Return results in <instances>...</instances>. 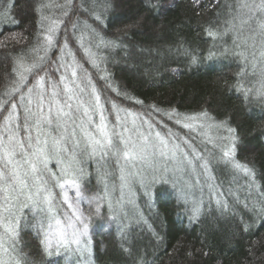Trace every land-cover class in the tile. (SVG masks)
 <instances>
[{"label": "trees", "instance_id": "trees-1", "mask_svg": "<svg viewBox=\"0 0 264 264\" xmlns=\"http://www.w3.org/2000/svg\"><path fill=\"white\" fill-rule=\"evenodd\" d=\"M41 4L47 5L42 13L36 10ZM238 4L239 0H0V93L16 79L12 72L16 58L23 52L31 61V50L42 40L48 22L41 21V14L62 19L57 49L46 58L50 65L46 80L58 83L63 72L56 71L62 54L58 49H63L65 62L71 61L70 51L103 98L128 111L129 127L135 120L147 132L150 122L153 133L175 137L190 157L199 153L209 166L204 172L202 161H194L197 168L186 198L180 184L173 187L170 175L165 178L168 182L149 183L151 170L138 167L145 182L134 181L130 190L125 188L120 207L115 203L121 195L115 158L80 156L86 173L80 180L84 195L103 197L105 182L111 192L112 209L107 200H100L104 219L98 221L105 231L84 252L72 245L49 257L33 227L40 214L26 208L21 213L17 252L27 264H264V97L256 95L264 73L260 57L264 38L257 35L255 47L248 41L247 61L236 55L245 49L233 42L234 31L248 36L264 16L253 15L241 27L240 20L248 18L245 14L234 21L236 29L224 35ZM209 30L217 35L209 36ZM86 49L95 54L99 68L92 66ZM245 89H251L247 96ZM105 107L108 120L115 123V111L110 104ZM119 114L125 116L124 111ZM232 135L235 152L223 158L222 150L230 142L225 137ZM48 167L59 174L55 158ZM53 190L62 218L66 206L60 190ZM194 201L200 206L195 218Z\"/></svg>", "mask_w": 264, "mask_h": 264}, {"label": "snow or ice", "instance_id": "snow-or-ice-1", "mask_svg": "<svg viewBox=\"0 0 264 264\" xmlns=\"http://www.w3.org/2000/svg\"><path fill=\"white\" fill-rule=\"evenodd\" d=\"M45 7L47 5L41 4L36 10L42 13ZM245 9L246 13L243 12ZM245 14L248 18L240 20L241 27L248 24L253 15L264 16V0H260L258 4L255 0L252 3L239 0L236 15L226 22L224 35L233 32L236 29L234 21ZM63 15L67 16L68 12H63ZM40 19L42 22L47 21L48 26L42 32V40L38 46L31 50L34 54L31 61L29 54L20 53L12 68L16 79L10 88L0 93V264H27L17 252L21 213L26 208L40 214L33 227L41 238L45 255H58L61 249H68L72 245H76L81 252L89 249L90 239L88 243H84V239L89 236L90 215L85 214L81 202L89 205L96 203V214H99L101 199L107 200L110 209L113 208V202L107 182L103 197L84 195L80 180L86 173L80 166V156L99 157L100 161L108 156L115 158L121 181V195L115 203L120 207L124 202V189L130 190L134 181L142 184L145 182L144 173L138 171V167L151 170L149 183L157 180L168 182L165 178L170 175L173 187L180 184L185 198L187 190L193 186L191 177L196 172V162L202 161L200 167L204 172L209 170L208 161L199 153L190 157L175 137L169 139L160 132L153 133L150 122L145 121L149 123L147 132L142 131L135 120L129 127L128 111L119 109L115 102L103 98L102 90L95 86L91 75L83 70V66L70 51L68 56L71 61L65 62L63 49H58L62 54L56 71L63 69V72L58 83L47 81L50 65L46 58L52 49H57L56 38L64 21L50 19L43 14ZM96 19L100 17L97 16ZM41 27H44L43 23ZM234 34L233 42L237 47L245 49L236 55L247 61L245 51L248 41L252 40V47H255L256 36L264 38V20L248 36L241 31H234ZM208 35L216 36L217 33L209 30ZM80 39L83 40V34ZM261 44L264 45V39H261ZM67 48L68 43L65 40L64 49ZM41 51L43 55H40ZM85 51L92 66L99 68L95 54L90 49ZM252 56L255 59V52ZM260 57L264 60V50H261ZM192 62H196L195 57H192ZM255 67L256 64L253 63V69ZM78 70L83 71L82 76H78ZM100 79L106 80L107 77L101 76ZM107 87L111 88V85L108 84ZM250 91L251 89H245L246 96ZM256 95L264 97V73H261L260 87L256 90ZM106 103L115 111V123L108 120ZM120 111L125 113L123 118ZM184 127L191 125L185 124ZM21 131L25 133L23 137L20 136ZM228 132L234 134L235 129L229 128ZM225 139L230 142L226 150H222V157L230 158L235 152L236 138L232 135ZM53 158L60 166L59 174L48 167ZM225 162L229 161L226 159ZM235 167L250 173L245 166L236 164ZM46 174L48 179L45 178ZM103 175L101 173L102 179ZM186 176L190 178L185 179ZM49 179L52 181L51 186ZM195 179L198 182L199 177L196 176ZM54 188L60 190L61 202L68 209L63 213V219L58 211ZM69 189H75L74 197H69ZM192 212L193 218L199 214L198 201L193 202ZM244 230L247 231L246 225Z\"/></svg>", "mask_w": 264, "mask_h": 264}, {"label": "rangeland", "instance_id": "rangeland-1", "mask_svg": "<svg viewBox=\"0 0 264 264\" xmlns=\"http://www.w3.org/2000/svg\"><path fill=\"white\" fill-rule=\"evenodd\" d=\"M210 186V185H209ZM208 188L210 190H212V186H210ZM68 195L69 197H74L75 196V189H69L68 190ZM90 197V196H88ZM99 214L95 213V208H96V203H93L91 205L87 204L86 202L82 201L81 202V208L83 209V211L85 212L86 215H90V220H89V236L88 238L84 239V243H88V240L90 239V244L92 242V239L98 235V234H103L105 231L104 226H102V224L98 221V220H102L104 219V217H102V209H103V203L101 201H99ZM66 211H68V209L66 208ZM65 211V212H66ZM63 219V216L62 218ZM76 246V245H75Z\"/></svg>", "mask_w": 264, "mask_h": 264}]
</instances>
